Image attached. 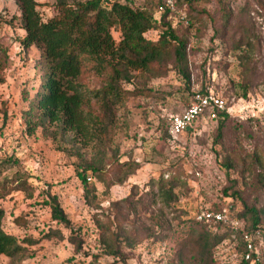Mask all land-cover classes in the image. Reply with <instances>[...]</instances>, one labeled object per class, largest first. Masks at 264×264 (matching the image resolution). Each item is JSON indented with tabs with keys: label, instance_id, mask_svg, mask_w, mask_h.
<instances>
[{
	"label": "rangeland",
	"instance_id": "1",
	"mask_svg": "<svg viewBox=\"0 0 264 264\" xmlns=\"http://www.w3.org/2000/svg\"><path fill=\"white\" fill-rule=\"evenodd\" d=\"M36 1L44 21L57 14L56 0ZM119 1L141 8L157 0ZM175 1L172 24L178 14L188 20L175 26L185 73L175 67L172 41L152 72L134 71L132 82L122 83L130 94L105 138L82 147L59 134L54 141L42 127L27 133L23 111L39 83V51L20 43L25 31L15 0H0V44L8 55L0 82L2 228L25 247L22 259L2 254L0 264H242L234 256L242 245L228 233L215 243L216 229L197 220L200 207L225 206L252 234L264 264V0ZM163 28L144 36L156 40ZM111 33L120 39L117 27ZM195 90L226 101L221 134L220 118H200L171 137L169 114L183 110ZM87 162L98 170L87 173L85 190L76 167ZM20 178L25 188L10 191ZM53 193L68 225L51 218L46 200ZM249 208L260 217L254 230Z\"/></svg>",
	"mask_w": 264,
	"mask_h": 264
},
{
	"label": "trees",
	"instance_id": "2",
	"mask_svg": "<svg viewBox=\"0 0 264 264\" xmlns=\"http://www.w3.org/2000/svg\"><path fill=\"white\" fill-rule=\"evenodd\" d=\"M163 1L157 0L155 7L150 4L134 8L119 0H113L109 5L103 0H56L57 14L44 21L36 8V0H15L20 11L21 27L25 31L20 43L25 49L34 46L39 51L35 63L39 71V83L27 109L23 111L27 133L31 134L37 127H42L54 141L56 134H59L62 141L68 139L67 141L78 143L82 147L94 142L100 143L106 136L108 124L115 120L118 104L126 94H130V91L122 87V83L132 82L134 71L152 72L154 66H159L164 60L165 50L172 41L176 43L175 67L185 73V43L175 31V26L181 21L177 20L172 24L170 19L176 11L169 7L158 12ZM154 8L159 17L154 16ZM158 25L164 28L156 40L144 36L147 30ZM113 27L120 31L118 41L111 33ZM6 52V48L0 44V82L5 80L4 70L8 64ZM90 78L96 81L95 85H91ZM227 116L228 112L224 110L219 111L214 118H220L218 135L221 134ZM49 126H55L56 129L49 131ZM168 128L169 118L167 131ZM129 163L126 161L118 163L117 166ZM131 163L137 165L136 161ZM80 167H76L77 176L86 190L87 173L94 174L98 168L89 162L82 169ZM133 167H128V174L133 173ZM128 174H125L124 179L119 177L118 182L124 181ZM25 182L26 180L20 178L17 184L10 186V191L25 188ZM46 204L50 207L53 220L64 225L69 224V218L56 194H49ZM248 210L253 215L251 229L254 230L260 217L255 209ZM3 216L4 209L0 207V255L20 260L25 247L16 236L3 230ZM234 217L241 220L238 216ZM199 222H203L210 233L212 232L209 228L212 227L216 230L220 227L227 228L218 222ZM216 230L212 233L215 243L228 233V228L226 233H218ZM243 230L247 231L246 227ZM238 241L244 250L240 234ZM251 255L255 257L259 253L253 250ZM260 262L259 257L254 264ZM241 263L253 264L250 260H242Z\"/></svg>",
	"mask_w": 264,
	"mask_h": 264
},
{
	"label": "built area",
	"instance_id": "3",
	"mask_svg": "<svg viewBox=\"0 0 264 264\" xmlns=\"http://www.w3.org/2000/svg\"><path fill=\"white\" fill-rule=\"evenodd\" d=\"M106 5L111 4L113 0H103ZM165 7L176 11L175 0H164L163 4L159 5L158 12H161ZM178 21L188 23L185 15H177ZM227 111L226 101L219 94L213 91L202 92L201 90L193 91L192 97L179 112L169 114V134L171 137H177L189 128L191 123L200 119H214L218 116L219 111ZM89 179V178H88ZM229 206L212 209L211 207H200L197 213V220L204 221L207 224L221 223L228 228L229 239L234 241V245L238 246V235L244 243V250L235 253V257L242 260H250L255 263L259 260V256L252 257L251 253L255 249L253 237L249 231L243 230L244 224L238 218L230 216Z\"/></svg>",
	"mask_w": 264,
	"mask_h": 264
}]
</instances>
